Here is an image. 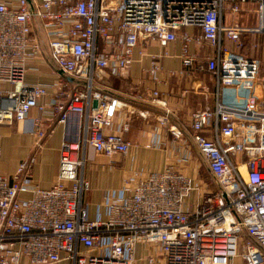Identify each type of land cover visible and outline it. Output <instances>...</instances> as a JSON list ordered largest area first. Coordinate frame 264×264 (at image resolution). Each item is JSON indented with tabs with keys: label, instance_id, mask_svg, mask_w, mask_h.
Segmentation results:
<instances>
[{
	"label": "built area",
	"instance_id": "built-area-1",
	"mask_svg": "<svg viewBox=\"0 0 264 264\" xmlns=\"http://www.w3.org/2000/svg\"><path fill=\"white\" fill-rule=\"evenodd\" d=\"M246 5L254 7L257 26L225 23L226 9L236 18ZM183 28L201 31L198 38L183 36L186 69L196 61L191 43L218 49L207 61L217 84L216 108L194 112L189 127L218 190L202 191L191 176L169 168L135 185L124 180L92 218L85 202L92 189L84 175L86 148L111 160L134 147L125 138L130 125L115 128L123 103L96 89L98 74L122 77L141 44L157 40L166 48ZM263 33L264 0H0V85L10 87H0V125L26 122L37 110L42 117L34 119L32 133L42 139L44 116L60 124L72 114L86 118L77 142L63 144L49 189L36 180L33 157L12 181L0 176V264H230L240 244L246 264H264V111L257 95L264 79L258 60L223 46L226 40L241 49L243 35ZM44 46L58 79L29 84V64L44 57ZM164 56H155L146 70L155 85ZM151 95L160 96L156 90ZM215 118L223 127L211 139L205 130ZM158 122L169 127L168 116ZM170 133L183 139L177 128ZM180 163L189 165L187 152ZM192 194L196 200L188 206Z\"/></svg>",
	"mask_w": 264,
	"mask_h": 264
},
{
	"label": "crops",
	"instance_id": "crops-1",
	"mask_svg": "<svg viewBox=\"0 0 264 264\" xmlns=\"http://www.w3.org/2000/svg\"><path fill=\"white\" fill-rule=\"evenodd\" d=\"M252 5H246L238 17H233L229 9L224 12V21L227 25L238 22L245 27L253 28L258 25V19L253 12ZM201 36L197 28H183L178 32V40L163 48L157 40H147L135 51L134 62L122 77H113L109 73L98 74L95 82L96 89L118 98L123 103V108L115 120V128L120 130L124 123L130 125L126 140L133 144V149L126 156H116L113 159L106 158L104 166L99 172L91 174L89 170L84 175L91 178L92 192L85 195V202L90 206L92 218L96 216V207L102 203L106 194L122 187L124 180H131L135 185L138 180L147 177L150 173L162 172L169 168H175L191 176L202 191L215 192L218 190L208 166L197 148L195 147L189 132L191 116L198 110H215L217 104V84L214 75L207 70L209 58L217 57L218 49L207 44H190V54L196 57L191 69H186L182 63L184 35ZM242 48L238 49L232 42L223 41V46L230 50L231 55H240L244 59L258 60L261 66V78L264 79V33L260 35H243ZM44 57L33 60L29 64L26 82L29 84H51L58 79L55 68L51 62L46 46L43 49ZM160 65L163 71L159 74L161 82L153 84L147 69L152 65L155 56H161ZM174 73V76L170 74ZM10 88L9 86H1ZM152 90L159 92L160 96L154 99ZM229 92V90H228ZM237 100V105L243 103V97L233 91L229 92ZM141 95V101L135 98ZM224 89H221L220 100L224 101ZM257 95L264 111V82L258 83ZM46 99L43 100L45 102ZM162 116H168V128L160 126L158 120ZM42 117L37 110H32L26 122L15 121L11 125H0V147L2 157L0 159V176L13 180L22 163L35 158L33 173L43 189H49L56 181L59 172L60 150L66 142H77L81 136L80 128L86 118L70 115L66 124H60L50 116H44L43 131L45 136L39 139L32 133L34 119ZM217 126L221 132L223 125L215 118L205 130V135L211 139L217 137ZM177 128L183 133L182 140H176L170 133ZM98 155L90 148H86V156ZM190 155V163L184 166L180 163L183 153ZM101 156V155H99ZM235 162L241 163V154L235 153ZM87 174V175H86ZM209 182L216 187L210 188ZM211 183V184H212ZM97 194V203H91ZM193 194L188 200V206L194 204ZM27 198L29 195H22ZM190 201V202H189ZM187 206V208H188ZM239 254L230 264H246L239 245ZM142 247L139 246V254L142 255ZM144 264V263H142Z\"/></svg>",
	"mask_w": 264,
	"mask_h": 264
},
{
	"label": "rangeland",
	"instance_id": "rangeland-1",
	"mask_svg": "<svg viewBox=\"0 0 264 264\" xmlns=\"http://www.w3.org/2000/svg\"><path fill=\"white\" fill-rule=\"evenodd\" d=\"M260 77H261V73H260ZM259 83H261V82H259ZM95 86H96V84H95ZM104 160L107 161L108 159L106 160V158L104 159V157L99 156V155L90 156L89 155V151H88L87 152V157H86V164H85V167H84V169L86 168L85 172H87L88 170H89V172L91 174H95L96 171L99 172L101 170L100 167L106 165V164H104ZM87 177L91 181V178L88 175H87ZM211 183L212 182H209L210 188L213 189V187H216L215 184H213V183L211 184ZM92 189H93V186H92ZM92 189L89 192V194L92 192ZM194 195L196 196V194H193L192 199H190V201L194 200ZM91 201H92L91 203H93V204L97 203L98 199H97V194L96 193H95V197Z\"/></svg>",
	"mask_w": 264,
	"mask_h": 264
},
{
	"label": "bare ground",
	"instance_id": "bare-ground-1",
	"mask_svg": "<svg viewBox=\"0 0 264 264\" xmlns=\"http://www.w3.org/2000/svg\"><path fill=\"white\" fill-rule=\"evenodd\" d=\"M241 170L243 173H245V167L244 166L241 168Z\"/></svg>",
	"mask_w": 264,
	"mask_h": 264
}]
</instances>
